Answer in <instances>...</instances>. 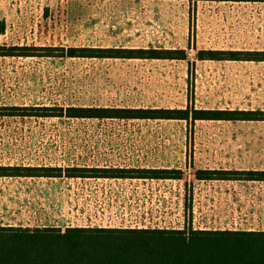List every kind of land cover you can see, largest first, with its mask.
<instances>
[{
  "label": "rangeland",
  "instance_id": "1",
  "mask_svg": "<svg viewBox=\"0 0 264 264\" xmlns=\"http://www.w3.org/2000/svg\"><path fill=\"white\" fill-rule=\"evenodd\" d=\"M0 46L186 49L187 61L0 58V107L263 110L264 5L177 0H0ZM0 165L171 168L182 181L0 178V225L264 230V183L194 169L264 170V122L0 117Z\"/></svg>",
  "mask_w": 264,
  "mask_h": 264
},
{
  "label": "trees",
  "instance_id": "2",
  "mask_svg": "<svg viewBox=\"0 0 264 264\" xmlns=\"http://www.w3.org/2000/svg\"><path fill=\"white\" fill-rule=\"evenodd\" d=\"M140 1V0H135ZM144 1V0H143ZM172 1V0H171ZM251 2L264 0H177ZM187 61L186 49L0 46V58ZM196 60L264 63V51H197ZM2 118L264 122L263 110L3 106ZM199 182L264 183V170L194 169ZM180 169L0 165V178L182 181ZM0 264H264V230L0 226Z\"/></svg>",
  "mask_w": 264,
  "mask_h": 264
},
{
  "label": "crops",
  "instance_id": "3",
  "mask_svg": "<svg viewBox=\"0 0 264 264\" xmlns=\"http://www.w3.org/2000/svg\"><path fill=\"white\" fill-rule=\"evenodd\" d=\"M218 3H230V4H238V5H264V3H251V2H218ZM219 51H242V50H219ZM254 51H259V50H254ZM245 63H255V62H245ZM73 166H78V165H73ZM73 166H69V167H73ZM84 166H88V165H84ZM79 167H83V166H79ZM89 167H91V166H89ZM141 168H143V167H141ZM145 168H148V167H145ZM159 169H162V168H159ZM164 169H171V168H164ZM2 179H6V178H2ZM40 179H45V178H40ZM61 179H66V178H61ZM68 180H73V181H102V180L103 181H116V180H104V179H68ZM118 181H121V180H118ZM135 181H137V180H135ZM139 181H141V180H139ZM163 182H167V181H163ZM212 182H214V181H212ZM217 182H221V181H217ZM0 226H2V227L7 226L8 227V226H12V225H0ZM15 227H18V226H15ZM22 227H28V226H22ZM42 227H48V226H42ZM50 227H57V226H50ZM75 227H80V228H88V227H92V228H129V229H147L148 228L147 226H144V225L139 226L138 228H134V226L115 227V226H95V225L75 226ZM150 228H152V227H150ZM250 230H252V229H250Z\"/></svg>",
  "mask_w": 264,
  "mask_h": 264
},
{
  "label": "built area",
  "instance_id": "4",
  "mask_svg": "<svg viewBox=\"0 0 264 264\" xmlns=\"http://www.w3.org/2000/svg\"><path fill=\"white\" fill-rule=\"evenodd\" d=\"M139 226H143V225H138V224H137V225H134V228H138Z\"/></svg>",
  "mask_w": 264,
  "mask_h": 264
}]
</instances>
